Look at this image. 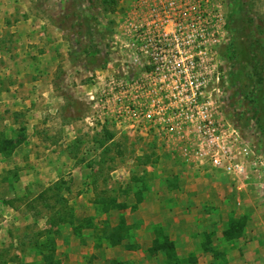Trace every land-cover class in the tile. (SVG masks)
I'll use <instances>...</instances> for the list:
<instances>
[{
	"label": "rangeland",
	"instance_id": "obj_1",
	"mask_svg": "<svg viewBox=\"0 0 264 264\" xmlns=\"http://www.w3.org/2000/svg\"><path fill=\"white\" fill-rule=\"evenodd\" d=\"M217 1L229 23L220 49L224 113L264 157V0ZM134 2L0 0V29L7 23L0 52L21 57L16 24L34 20L33 28L35 15L49 19L51 26L41 24L45 31L56 24L70 50L59 67H68L59 119L45 102L34 121L32 100L20 111L0 112V138L21 142L10 156L0 154V264H264V166L248 180L200 169L192 137L151 141L117 130L107 112L104 122L92 123L102 107L88 92ZM64 73L55 83L60 88ZM9 82L0 73V84ZM149 221H160L155 239L174 243L173 262L166 249L154 248L155 239L146 246V230L139 237ZM71 225L79 245L70 251ZM254 239L257 248L247 244Z\"/></svg>",
	"mask_w": 264,
	"mask_h": 264
},
{
	"label": "built area",
	"instance_id": "obj_2",
	"mask_svg": "<svg viewBox=\"0 0 264 264\" xmlns=\"http://www.w3.org/2000/svg\"><path fill=\"white\" fill-rule=\"evenodd\" d=\"M228 25L217 0H135L111 37L112 58L95 73L96 94L88 92L102 107L92 123L107 112L117 130L134 136L192 137L200 169L248 180L264 157L224 113L220 49Z\"/></svg>",
	"mask_w": 264,
	"mask_h": 264
},
{
	"label": "crops",
	"instance_id": "obj_3",
	"mask_svg": "<svg viewBox=\"0 0 264 264\" xmlns=\"http://www.w3.org/2000/svg\"><path fill=\"white\" fill-rule=\"evenodd\" d=\"M35 17L36 23L33 28L31 27L35 22L34 20H29L24 24L20 22H17L16 24L21 29L20 38H17L19 41L22 39L21 45H23V47L18 50L21 57H12V54L16 55V52H8L7 50H1L2 52H0V57L2 58V61H0V63L2 62L0 73L7 76V78L11 80V82L7 83V87H3V85L0 84V112L2 111V108L6 106L15 107V109L11 108L13 112L14 110L20 111L30 100H32L31 102L35 105L37 104V107L31 109L28 112V115L32 119L36 116L33 120L39 122L41 120L40 115L42 114V109L47 106L45 102H48V107H50L51 112L54 113V117L58 119L60 117L59 104H61V100L64 96H66L65 92L66 89H68V86L65 83V81L68 80L66 79L68 76V67L67 65L62 66L66 73H64L65 71H59V67L64 60L66 62L67 54L70 50L66 45L64 32L60 31L56 24L53 25V27H55V31L50 29L52 32L50 33V30L45 31L44 26L41 25L46 24L51 26L49 19L46 17L42 19V17L40 18V16L36 15ZM5 28L7 29V23L2 24L0 30L3 31ZM4 37L5 36L0 33V40ZM3 41L6 42L7 40L3 39ZM61 72L64 73V75L62 74L64 77H61L62 81L60 88V86H56L55 83L58 79V74ZM25 94L32 96L26 99L24 97ZM53 101L54 103L51 105L50 102ZM258 211L259 210H256L252 213L253 220L258 219ZM79 221L80 220H77L76 224H78ZM159 222L160 221H156L153 224H151V221L146 222L145 225L142 226V229L139 230V237L141 236L140 231L142 230H146V234L150 237L148 245L146 246H151L153 240L155 239L156 225L159 224ZM163 225H165V223H163ZM255 227L253 233L257 232ZM84 231L90 230L87 229ZM191 240L194 244H196L198 238L194 239L193 236V238L191 237ZM186 241H188V239H186ZM256 241L257 240L254 239V241H250L247 244L249 246L255 245V248H257L258 244ZM59 243L60 242H58V244ZM75 245H79V242L76 234H74V225H71L68 226V248H70V251L74 249L73 246ZM81 248L83 249L84 247L81 246ZM88 249L96 250L94 245L89 246ZM72 254V252H69L68 263L71 260ZM94 263L97 264L96 262ZM70 264L72 263L70 262Z\"/></svg>",
	"mask_w": 264,
	"mask_h": 264
},
{
	"label": "trees",
	"instance_id": "obj_4",
	"mask_svg": "<svg viewBox=\"0 0 264 264\" xmlns=\"http://www.w3.org/2000/svg\"><path fill=\"white\" fill-rule=\"evenodd\" d=\"M105 3H109V1L115 2V0H103ZM229 27V25H228ZM227 55V54H226ZM20 141L9 139V138H0V154L10 156L16 148L20 145ZM228 233V232H227ZM154 248L159 250L160 248L166 249L168 253V259L170 262H173L175 259V246L174 243L167 237L164 238V241L161 242L159 239H155ZM177 264V263H174Z\"/></svg>",
	"mask_w": 264,
	"mask_h": 264
}]
</instances>
